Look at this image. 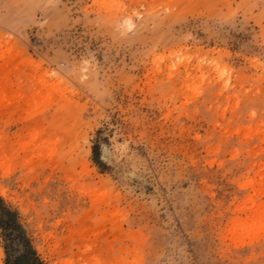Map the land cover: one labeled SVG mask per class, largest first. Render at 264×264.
Returning a JSON list of instances; mask_svg holds the SVG:
<instances>
[{"label": "rangeland", "instance_id": "374dc122", "mask_svg": "<svg viewBox=\"0 0 264 264\" xmlns=\"http://www.w3.org/2000/svg\"><path fill=\"white\" fill-rule=\"evenodd\" d=\"M4 4L1 264H264V0Z\"/></svg>", "mask_w": 264, "mask_h": 264}, {"label": "snow or ice", "instance_id": "6c2138e0", "mask_svg": "<svg viewBox=\"0 0 264 264\" xmlns=\"http://www.w3.org/2000/svg\"><path fill=\"white\" fill-rule=\"evenodd\" d=\"M113 6L124 7V5H115V4H113ZM0 7H7V4L0 5ZM261 7H264V5H261ZM30 23H33V22H30ZM261 23L264 24V19L261 20ZM28 26H29V24H26L24 26V28H27ZM22 31H23V28H22ZM57 70L61 71L62 74L66 73V72H69L68 65H66V64L62 65V66H58ZM53 75H55V73H53ZM197 103H198V101H196V100H193V101L189 102L190 107H191V105L197 104ZM109 135H111V133H109ZM260 179H261V183L264 184V177H261ZM252 183H253L252 181H249V184H252ZM243 187L247 188L248 185H243ZM261 200L264 201V189H262ZM255 224H258L259 231L261 233H264V205H262V209H261V212H260L259 220L255 221L254 225ZM261 239H264V236H261Z\"/></svg>", "mask_w": 264, "mask_h": 264}, {"label": "trees", "instance_id": "16d2710c", "mask_svg": "<svg viewBox=\"0 0 264 264\" xmlns=\"http://www.w3.org/2000/svg\"><path fill=\"white\" fill-rule=\"evenodd\" d=\"M3 212V214L5 215V217L7 218L6 220V224L8 225L10 228L12 229H19L21 230V227L19 226V224H17L14 220V216L15 214L13 212H11L9 209L5 208V207H1V213ZM27 243V242H26ZM26 253H32L34 254V251L31 250L30 246L28 245L26 250Z\"/></svg>", "mask_w": 264, "mask_h": 264}, {"label": "bare ground", "instance_id": "6f19581e", "mask_svg": "<svg viewBox=\"0 0 264 264\" xmlns=\"http://www.w3.org/2000/svg\"><path fill=\"white\" fill-rule=\"evenodd\" d=\"M0 264H1V262H0Z\"/></svg>", "mask_w": 264, "mask_h": 264}]
</instances>
